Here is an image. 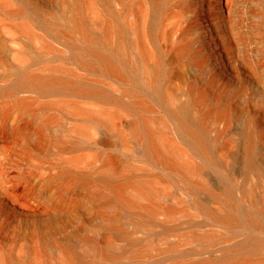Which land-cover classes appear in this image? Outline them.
<instances>
[{"label":"rangeland","instance_id":"rangeland-1","mask_svg":"<svg viewBox=\"0 0 264 264\" xmlns=\"http://www.w3.org/2000/svg\"><path fill=\"white\" fill-rule=\"evenodd\" d=\"M213 2L161 0L158 6H144L142 18L149 27L150 46L154 50L166 57L174 56L177 48L186 47L181 61L173 63V67L183 75V83L192 82L195 90L208 87L211 91L212 87L220 91L223 103L233 102L242 87L248 89L247 96L242 98L243 103L236 107L239 118L233 120V128L222 135L215 150V157H219L221 162H209L178 143L187 149L200 172L187 170L184 176L169 177L166 171H162L166 180L161 183L156 176L160 167L141 161L137 154H133L137 159L134 158L129 148L133 143L142 146L141 141L133 139L129 132L128 124L141 115L124 110L129 96L105 71L89 69L77 61L74 52L81 44L80 32H74L69 42L65 37L57 36L43 22L41 14L33 12V6L56 12L61 6H70L71 1L0 0V264L6 258L14 264H22L44 253L55 256L58 244L81 251L83 247H77L81 238L98 236L95 227L99 225L100 204H95L91 212L83 210L78 217L56 219L54 211H44L38 196L30 194L29 189L37 194L43 192L49 199L59 190L55 183L61 172L96 177L97 161L87 162L100 149L113 154L121 167L130 163L131 168L156 189L154 194L161 201V196L169 198L162 205L172 211L171 215H165L162 210L163 213L157 216V222L166 227L172 225L169 233L157 226L156 230L144 235L154 243L148 258H136L123 264H147L149 261L159 264H218L231 256L246 258L245 264H264V209L254 220L245 217L251 209L250 203L235 192L231 194L236 203L234 223L227 225L215 219L225 211L219 197L223 188H231L232 182L237 183L234 178L229 179L234 172L228 169V164L234 157L235 145L240 143L238 132L246 131L248 118L257 122L260 132L264 131V117L254 105L253 97L258 91L246 81L247 65L240 64L236 79L221 69L217 61L223 54L222 49L218 55H212L213 51L221 48L215 44L219 39H223L225 44L231 43L233 29L230 23L238 21L236 27L244 31L241 32L243 45H240L243 51L236 52L232 44L229 51L239 60L243 55L249 64L254 59L264 63V0H233L231 14L216 8ZM221 2L218 1V6ZM87 3L88 0L83 2L85 6ZM202 4L208 7L207 12L199 11ZM110 8L111 11L120 10V19L133 20L139 16L143 4L138 0H120L119 3L111 0ZM246 8L249 14H246ZM12 9L19 11L12 14ZM108 12L98 2L88 8L85 18L90 27H96L95 23L100 18H108ZM219 23L221 25L217 26L215 33L213 24ZM54 67L60 68L59 73L73 80L81 78L99 85L115 97L118 104L79 93L71 87H37L20 82L23 73L49 74ZM166 85L172 86L171 82H166ZM150 98L147 99L153 103L154 114L165 118L163 109ZM18 102H25L28 108L22 110ZM85 112L93 116L100 113L110 115L118 125V133L99 121L88 122ZM18 125L30 133L31 140L26 145L15 143L14 129ZM89 125V134L84 137L78 127ZM100 138L106 142L98 143ZM183 159L180 157L181 162ZM48 176L54 177L49 189L45 187ZM84 193V188L79 186L69 191L70 195L81 197ZM9 194L15 201L9 200ZM52 218V227L44 228L46 220ZM203 234L206 236L198 238ZM138 246L140 244L134 248Z\"/></svg>","mask_w":264,"mask_h":264},{"label":"bare ground","instance_id":"bare-ground-1","mask_svg":"<svg viewBox=\"0 0 264 264\" xmlns=\"http://www.w3.org/2000/svg\"><path fill=\"white\" fill-rule=\"evenodd\" d=\"M70 1V6H61V9L56 12L34 6L33 12L41 14L44 18L43 22L57 36H63L69 42L74 32H80L81 44L74 52L77 61L89 69L99 68L105 71L129 96V102L123 106L124 110L128 109L141 114L136 121L128 124L131 137L140 140L142 145L141 147L134 143L130 145L132 155L137 154L141 161L160 167V170H156V176L161 183L166 180L162 171H166V176L169 177L178 174L184 176L187 170L200 172L198 164L191 161L192 158L187 154L186 148L209 162H221L219 157H215V150L218 148L222 135L233 128V120L240 116L236 107L243 103L242 98L248 94L246 86L242 87L233 102L223 103L220 91H215L212 87L211 91L208 87L195 90L192 82L187 85L182 82L183 75L173 67V63L181 61L186 47L177 48L174 56L163 57L150 46L151 33L146 21L142 18L145 12L144 6H158L161 0H138L143 4V8L139 16L133 20L120 19L118 9L111 11V0H88L87 6L83 4L85 0H68V3ZM119 1L113 0L118 3ZM213 1L216 8L232 13L233 0H222L219 6V0ZM98 2L108 9L109 15L107 19L100 18L95 23L96 27H90L85 13L91 5ZM245 10L247 14V8ZM18 11L19 9H12L10 13L15 14ZM199 11L207 12L208 7L202 4ZM237 22L230 23L233 29L231 43L225 44L223 39H219V42L215 44H219L221 48L213 51L212 55H218L222 49L223 54L217 58V61L221 69L236 79L240 64L247 65L248 79L246 81L258 91V94L253 97L254 105L264 117V63L255 59L251 60L254 56L252 55L250 60L253 63L249 60L251 63L249 64L243 55L242 60H239V57H235L229 51L231 44L236 52L243 51L240 47L244 40L241 36L243 30L240 31L236 27ZM219 25L221 24H213L215 33ZM130 35H133L132 38ZM245 41H247L246 38ZM223 57L225 61H222ZM59 71H61L60 68L54 67L49 74L26 72L21 76L20 82L23 85L37 87H71L79 93L93 95L118 104L117 99L99 85L85 82L81 78L73 80ZM166 82H171L172 86L166 85ZM147 98L152 99L155 105L163 109L168 121L163 116L154 114L153 103ZM17 105L24 111L28 108L25 102H18ZM85 114L88 122L98 123L99 121L118 133V125L110 115L100 113L98 116H93L88 112ZM245 124L246 131L238 132L240 143L235 145L234 157L228 164V169L234 172L229 179L234 178L237 183L230 184L232 189L223 188L219 197L225 211L215 217L217 221L227 225H232L235 220L236 203L231 196L232 193L238 192L240 198L250 203L251 209L245 213V217L254 220L264 209V131L262 133L258 130V124L253 119L248 118ZM90 128L91 125L78 127V130L87 137ZM92 129L95 130L93 127ZM29 135L30 133L19 125L14 129L16 144H28L31 140ZM105 142L104 138L98 140V143ZM178 143L184 144L186 148L180 147ZM133 157L136 158L134 155ZM180 157L184 158L182 162ZM95 160L97 161L96 177L89 178L87 175L70 171L58 174L59 179L55 184L59 190L53 198L46 199L43 192L37 194L31 189L29 192L38 196L44 211H54L53 216L56 219L78 217L83 210L91 212L95 204H100L102 211L98 213L99 225L95 227L97 228L95 231L99 233L98 236L81 238L77 245L78 248L83 247L81 251L68 245L58 244V253L55 256L44 253L22 264H123L136 258L147 259L154 243L152 239H145L144 235L156 230L157 226L159 230L167 233L172 230V225L166 227L157 222V216L163 213L162 210L165 211V215L172 214L171 210L162 205L167 202L168 197L161 196V201L154 194L156 189L152 188L148 181L143 180L142 174L135 172L130 163L124 167L119 166L113 154L100 149L87 163L91 164ZM53 179V176L45 178L47 189ZM74 186L84 188L85 193L82 197L69 194ZM8 198L15 199L12 194H9ZM206 212L209 214L208 211ZM53 223L54 218L46 220L44 228L52 227ZM205 236L206 234H203L198 238ZM138 244L140 246L134 248ZM246 262L247 259L244 257L231 256L218 264H245ZM14 263L9 258L3 262V264ZM147 264L159 263L149 261Z\"/></svg>","mask_w":264,"mask_h":264}]
</instances>
